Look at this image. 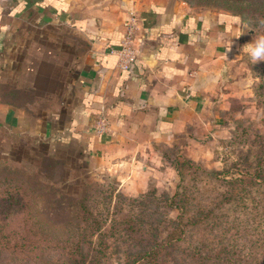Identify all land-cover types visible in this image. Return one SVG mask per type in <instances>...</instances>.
Returning <instances> with one entry per match:
<instances>
[{"label":"crops","instance_id":"obj_1","mask_svg":"<svg viewBox=\"0 0 264 264\" xmlns=\"http://www.w3.org/2000/svg\"><path fill=\"white\" fill-rule=\"evenodd\" d=\"M255 35L184 0H0V135L17 142L3 156L15 161L27 135L65 179L172 193L174 154L209 159L223 113L254 95L240 50Z\"/></svg>","mask_w":264,"mask_h":264},{"label":"trees","instance_id":"obj_2","mask_svg":"<svg viewBox=\"0 0 264 264\" xmlns=\"http://www.w3.org/2000/svg\"><path fill=\"white\" fill-rule=\"evenodd\" d=\"M243 135L229 142L254 143ZM257 137V151L237 154L241 171L234 166L207 170L191 158L177 161L180 183L173 195L158 196L151 188L128 197L109 183L113 192L103 198L105 185L91 182L74 197L55 185L56 161L44 156L41 176L18 162L0 160V174L8 172L0 180V264H239L233 256L242 257L244 220L226 203L252 196L256 186L264 188V137ZM233 171L238 175H230ZM31 182L38 183L39 198ZM36 200L50 207L39 211L41 218L31 210ZM174 210L179 211L175 218ZM263 252L261 242L249 254L256 258Z\"/></svg>","mask_w":264,"mask_h":264},{"label":"rangeland","instance_id":"obj_3","mask_svg":"<svg viewBox=\"0 0 264 264\" xmlns=\"http://www.w3.org/2000/svg\"><path fill=\"white\" fill-rule=\"evenodd\" d=\"M78 1L81 4L86 2V0ZM123 1L124 0H88V2H94L95 6H100L107 10H113L117 8V4L122 3ZM184 1L187 2L191 7H195L197 9L202 8L232 14L233 16H236L242 20L243 26L252 29L256 33V38L264 35V0ZM253 38L254 36L248 38L249 43L253 41ZM245 62L247 63V66L245 64L244 67H248L249 69H251L254 77L258 78L257 80L253 81L254 83L250 82V84L253 83L252 94L254 95H252V97H249L248 100L244 97H237L235 100H233L231 108L226 113H223V125L227 126L229 129L226 132L225 137L210 145V154L208 155L209 159L194 160L196 162L202 163V166L207 168V170H218L222 172L224 170H229L234 166L238 168V171H241L243 169V165L241 164V159L237 157V154H248L249 151L254 153L258 149L256 148V146L259 145L257 134L262 133L264 137V62L253 65L248 55L245 58ZM245 128H249L250 132L243 135L242 132H244ZM13 135L14 133L10 131H4V133L0 135V160L14 158L12 155L3 156L4 154L9 153V151L7 150L9 146H11L12 144H15L16 146L17 144L16 139L13 137ZM235 135H243L241 137L243 138V140L247 138L251 140V142L252 140L255 141L253 144H250V141L248 140L247 142H243L241 144H231L229 141H231ZM19 139L21 140V145L19 148L15 149V151H19V153L15 154V161L20 163V165L23 166L24 169H27L29 172L35 175L41 174L39 169L44 165V156L36 153L33 148H31L30 144L28 143L29 137L27 135H23V137L20 136ZM1 141H3V143ZM2 144L5 147H2ZM177 149L179 148H173V151L175 152V150ZM180 150L181 149L177 151ZM169 152L172 151L169 150ZM173 157L176 161H179L183 158H188L183 154L179 156L178 153H175ZM45 164H47V162H45ZM16 170V172L20 171L19 169ZM238 171H233L230 175L236 176L238 175ZM59 174L60 173H57V171L53 172V178L56 181L55 185L64 189L66 193H68V195L74 197L82 196L87 190V185L91 182L105 185L104 187L106 189V192L104 191L100 193L103 198H109V193L113 192V189L111 188L112 186L106 185L109 183L110 185H114L115 183L108 179L103 182L102 180L90 181L91 179L86 181V179L83 178L80 180V182H78L74 177L77 176L75 173L71 178L68 179H65L64 175ZM7 175V171L2 172L0 174V180L5 178V176ZM13 177H18V174H14ZM20 177L22 176L20 175ZM45 177L46 175H43L42 179H45ZM33 178L34 177H32V180ZM31 184L35 189H37L36 193H33L34 196H36L37 194V198H39V192L41 193V190H39L40 188L38 183L31 182ZM212 187L217 188V184L216 186ZM172 191V193H169L168 191H166V188H160L158 190V196H161L164 192L173 195L177 191V189L173 188ZM34 196H31V202L35 200ZM46 197L51 198L50 196ZM32 205L33 207L31 210L34 211L36 217L38 218H41V211L48 212L50 208L48 203L45 204L42 201L37 200ZM43 207L45 208V210H42ZM227 207L237 210L239 218L241 220H244L241 221L242 223L240 224V228L241 232H244L243 239L241 240V248H243L241 259L243 257L245 258L241 260L237 255H234L233 258L235 260H238L239 264H264V252L261 254L259 253L256 258L249 254L252 250L255 249V245L261 242L264 243V188L256 186L252 192V196L247 195L246 198H240L238 199V201L226 203V208ZM170 214L175 218L178 216L179 211L174 210L171 211ZM42 215L44 216L45 214ZM11 228L16 229L18 228V226L13 225L11 226Z\"/></svg>","mask_w":264,"mask_h":264},{"label":"clouds","instance_id":"obj_4","mask_svg":"<svg viewBox=\"0 0 264 264\" xmlns=\"http://www.w3.org/2000/svg\"><path fill=\"white\" fill-rule=\"evenodd\" d=\"M237 23H239L238 20ZM243 33L244 31H238L235 38H239ZM231 46L232 44L228 47L229 50L231 49ZM245 53L250 57L253 65L264 62V35H261L259 38L254 36L251 43L242 46L240 55Z\"/></svg>","mask_w":264,"mask_h":264},{"label":"water","instance_id":"obj_5","mask_svg":"<svg viewBox=\"0 0 264 264\" xmlns=\"http://www.w3.org/2000/svg\"><path fill=\"white\" fill-rule=\"evenodd\" d=\"M252 33H254L253 30H251V29L245 27V36H246V37L249 36V34H252Z\"/></svg>","mask_w":264,"mask_h":264}]
</instances>
